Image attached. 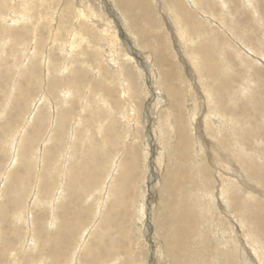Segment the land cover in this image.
<instances>
[{
	"label": "rangeland",
	"instance_id": "374dc122",
	"mask_svg": "<svg viewBox=\"0 0 264 264\" xmlns=\"http://www.w3.org/2000/svg\"><path fill=\"white\" fill-rule=\"evenodd\" d=\"M133 1L0 0V264H264V0Z\"/></svg>",
	"mask_w": 264,
	"mask_h": 264
},
{
	"label": "bare ground",
	"instance_id": "6f19581e",
	"mask_svg": "<svg viewBox=\"0 0 264 264\" xmlns=\"http://www.w3.org/2000/svg\"><path fill=\"white\" fill-rule=\"evenodd\" d=\"M141 1H143V2H149L148 0H141ZM142 3V2H141ZM190 3H192V2H190ZM130 4V3H129ZM133 4H134V7H135V5L137 4V0H134L133 1ZM176 5H177V7L180 9L182 6H184L183 5V2H182V0H177L176 1ZM142 6V5H141ZM5 8H6V4H5ZM137 8V7H136ZM142 8V10H144V8L143 7H141ZM163 10V9H162ZM11 12H12V10H11ZM137 12V11H136ZM140 13V12H139ZM151 13V12H150ZM140 15V14H139ZM164 15V14H163ZM138 16V15H137ZM135 17V16H134ZM146 17H147V15H146ZM165 17V16H164ZM120 24H122V23H120ZM102 28H104V27H102ZM107 30V29H106ZM124 35V34H123ZM159 56H162V59H161V61H160V63H162L163 62V60L165 59V56H166V51L165 50H163L162 52H159ZM6 64V63H5ZM143 67V69L145 68L144 66H142ZM163 67H165V65H163V66H160V67H158V68H163ZM214 69V68H213ZM7 70V69H6ZM2 71V70H1ZM3 73H5V72H3ZM0 74H2V72L0 73ZM148 74V73H147ZM147 74H145L146 76H145V78H146V80L148 79V76L149 75H147ZM4 76V75H3ZM8 76L11 78V73H9L8 72ZM163 76V75H162ZM9 77L8 78H4V79H6V83L10 80L9 79ZM2 78V77H1ZM74 78V77H73ZM35 79V78H34ZM150 79V78H149ZM4 81V80H3ZM6 83H5V85H6ZM38 83V82H37ZM34 84V83H33ZM2 86V85H1ZM3 86H4V84H3ZM1 88V87H0ZM38 101V100H37ZM39 103V102H38ZM24 104V103H23ZM25 106V105H24ZM21 108V107H20ZM19 108V109H20ZM24 109V108H23ZM26 110V109H25ZM20 112H22V109H21V111ZM22 114V113H21ZM23 115H24V111H23ZM20 116V115H19ZM21 117H22V115H21ZM20 117V118H21ZM70 118V117H69ZM19 120V119H18ZM74 120V119H73ZM67 121H69V120H67ZM66 124V123H65ZM72 124V123H71ZM75 124V123H74ZM74 124H73V126H74ZM69 126V125H68ZM73 126H71V132H72V130H73ZM70 135H72V134H70ZM70 137V136H69ZM150 137V136H149ZM151 141V140H150ZM182 141H183V139L179 142V144L181 145V143H182ZM214 167L216 168V165H214ZM254 171V172H253ZM251 172H253V176L256 178L257 177V175H258V177H259V175L264 179V174H263V172L262 171H260L257 167L256 168H254V169H251ZM177 173V172H176ZM176 173H174V176H173V182H177L178 181V176H176ZM241 175L243 176V174H240L239 175V177H238V179H239V182H240V184L241 185H243V186H245V188H251V185L250 184H248V182L243 178V177H241ZM175 183H172V185H171V188H174L175 187ZM48 185V184H47ZM49 186V185H48ZM50 186H51V184H50ZM237 195L239 194L240 195V198L238 199V200H235V199H233L234 200V202H237V204H240L242 201H241V191H239V190H237L236 192H235ZM221 195H222V192H221V190L219 191V192H217V194H215V198L217 197V196H220L221 197ZM217 201H218V199H216ZM219 204H217L218 206H219V210H221L222 208V206H221V204H223V201H221V202H218ZM15 207V206H14ZM18 212V211H17ZM15 214V213H14ZM148 214V213H147ZM21 215V213L19 212L18 213V215H17V217H19ZM12 217V216H11ZM16 217V216H15ZM21 217V216H20ZM177 218V220L179 221L178 223L176 222L175 224H176V226H177V228L178 229H182V230H186V225H189V223H187V218L186 217H182V216H177L176 217ZM18 220V219H17ZM263 221H264V218H262L260 221H259V225H261V227L260 228H264V226H263ZM190 228L191 227H187V230L188 231H190ZM179 243H180V241H179V234L177 233V232H173V240H172V242L169 244L170 246H173L174 248L175 247H177V245H179ZM258 244V243H257ZM259 245V244H258ZM261 249V248H260ZM185 261V260H184ZM186 262V261H185Z\"/></svg>",
	"mask_w": 264,
	"mask_h": 264
}]
</instances>
